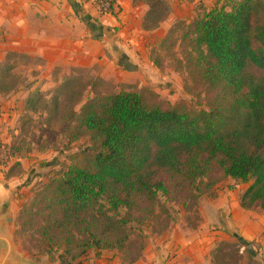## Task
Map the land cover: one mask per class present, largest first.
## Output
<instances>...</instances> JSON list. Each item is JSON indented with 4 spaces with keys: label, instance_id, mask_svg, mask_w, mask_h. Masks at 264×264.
I'll use <instances>...</instances> for the list:
<instances>
[{
    "label": "trees",
    "instance_id": "trees-1",
    "mask_svg": "<svg viewBox=\"0 0 264 264\" xmlns=\"http://www.w3.org/2000/svg\"><path fill=\"white\" fill-rule=\"evenodd\" d=\"M148 6L144 29H156L169 6L162 0ZM201 9L183 39L210 95L208 109L150 107L139 92L125 90L88 100L75 122L97 151L44 184L19 217L47 255L63 250L71 263L93 249H122L129 224L145 225L161 196L177 200L185 191L199 200L203 183L205 190L228 178L250 183L241 207L264 210V0ZM13 157L9 149L0 167ZM237 246L221 242L214 262L229 264L224 250Z\"/></svg>",
    "mask_w": 264,
    "mask_h": 264
},
{
    "label": "rangeland",
    "instance_id": "rangeland-1",
    "mask_svg": "<svg viewBox=\"0 0 264 264\" xmlns=\"http://www.w3.org/2000/svg\"><path fill=\"white\" fill-rule=\"evenodd\" d=\"M162 1L169 6V11L160 26L151 30L142 26L143 32L134 36L138 54L145 56L143 62L150 65V70L143 68L148 85L131 81L128 86L117 80L111 82L113 79L105 81L98 66L73 71L70 77L62 75L61 82L60 73L54 74L51 81L41 82V73L34 69L39 64L37 60L7 55L0 61V161L9 160V149L14 155L6 168L0 167V183L7 193L5 201L10 204L12 240L30 264H79V259L91 255L95 258L114 255L123 263L131 264L153 239L169 233L173 227L187 236L207 223L218 230L221 225L216 211L221 195L230 191L236 194L235 190L245 191L249 187L250 183L236 184L228 178L209 190H205L203 183L199 200L185 191L177 200L161 196L145 225L129 224V239L122 249H93L71 263L63 250H53L47 255V247L33 240L35 229L28 232L22 228L20 214L32 204L43 185L69 165L84 166L88 157L97 151L92 136L79 131L75 122L74 113L88 100L125 90L139 92L150 107L177 108L191 113L208 109L210 95L194 69L192 46L189 39H183V34L187 25L204 13L201 5L210 9L226 5L229 0H201L197 4L183 0ZM54 107L58 109L55 118L51 114ZM217 176L215 171L214 178ZM242 252L243 247L239 246L225 248L224 263L258 264L245 250Z\"/></svg>",
    "mask_w": 264,
    "mask_h": 264
},
{
    "label": "crops",
    "instance_id": "crops-1",
    "mask_svg": "<svg viewBox=\"0 0 264 264\" xmlns=\"http://www.w3.org/2000/svg\"><path fill=\"white\" fill-rule=\"evenodd\" d=\"M112 1L114 14L102 13L87 0H0V61L7 55L37 60L34 69L41 73V82L51 81L58 73L61 82L73 71L98 66L105 81L148 85L143 68L150 70V65L138 54L134 36L143 32L149 6L144 0ZM243 191L221 195L216 211L221 225L218 230L207 223L187 236L173 227L153 239L131 264H216L213 254L221 242L238 244L256 263L264 264V210L259 206L243 209ZM6 196L0 183V204ZM78 262L129 264L114 255H91Z\"/></svg>",
    "mask_w": 264,
    "mask_h": 264
},
{
    "label": "water",
    "instance_id": "water-1",
    "mask_svg": "<svg viewBox=\"0 0 264 264\" xmlns=\"http://www.w3.org/2000/svg\"><path fill=\"white\" fill-rule=\"evenodd\" d=\"M0 264H30L12 240L8 200L0 204Z\"/></svg>",
    "mask_w": 264,
    "mask_h": 264
},
{
    "label": "built area",
    "instance_id": "built-area-1",
    "mask_svg": "<svg viewBox=\"0 0 264 264\" xmlns=\"http://www.w3.org/2000/svg\"><path fill=\"white\" fill-rule=\"evenodd\" d=\"M87 1L93 6H95L102 13L114 14L116 12L115 4L112 0H87ZM1 151L2 150L0 149V152Z\"/></svg>",
    "mask_w": 264,
    "mask_h": 264
}]
</instances>
